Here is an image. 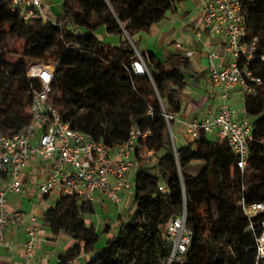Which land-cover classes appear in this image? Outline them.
<instances>
[{
    "label": "trees",
    "instance_id": "trees-1",
    "mask_svg": "<svg viewBox=\"0 0 264 264\" xmlns=\"http://www.w3.org/2000/svg\"><path fill=\"white\" fill-rule=\"evenodd\" d=\"M184 1L63 0L54 19L24 22L11 11V0H0V135L15 134L30 122L28 108L41 84L26 72L36 62L54 67L50 99L72 129L110 149L126 142L133 127L149 131L134 153L139 168L129 219L118 217L114 230L106 225L97 233L85 221L95 214L94 205L62 193L43 212L53 235L75 241L62 264L81 252L89 254L83 264H166L171 251L166 229L183 210L192 239L171 264H255L264 211L250 223L240 202L264 204V85L244 102L253 131L241 173L227 144L209 140L203 131L191 143L172 145L164 114L182 110L180 94L194 83L190 62L178 54L161 61L137 51L135 36L148 33ZM245 14L248 37L258 41L248 68L264 82V0L248 3ZM99 27L108 33L123 29L127 38L115 46L104 43L95 36ZM10 42L17 47L12 50ZM136 52L142 71L134 70ZM148 151L146 161L142 155ZM193 162L203 163L194 175L185 172Z\"/></svg>",
    "mask_w": 264,
    "mask_h": 264
},
{
    "label": "built area",
    "instance_id": "built-area-1",
    "mask_svg": "<svg viewBox=\"0 0 264 264\" xmlns=\"http://www.w3.org/2000/svg\"><path fill=\"white\" fill-rule=\"evenodd\" d=\"M252 1L254 0H208L204 4L203 27L210 34L225 38L224 49L231 59L228 65L219 68L214 64L217 54L208 53L209 80L219 91L221 104L212 117L192 120L186 127V134L190 135L192 141L199 138L201 131L216 132L217 138L225 142L236 156V168L241 173L247 164L248 146L253 131L244 102L247 97H257L264 85L248 68L255 58L258 46L256 38L248 37L245 6ZM10 9L18 13L24 22L50 20L43 11L42 0H11ZM176 47L180 48V45L177 44ZM136 53L138 62L134 64V70L142 71L145 65L139 53ZM191 54L186 52L185 56L190 57ZM50 68L41 62L28 66L27 77L37 79L41 84V89L34 93L28 108L30 122L15 134L0 135V180L5 181V186L0 187V248L4 245V232L8 225L23 227L27 237L22 245V264H39L33 260L37 241L34 228L36 220L34 216L22 211H9L7 195L22 192L21 175L30 158L38 156L52 163L45 181L33 194L36 203H42L46 196L58 190L60 194L74 195L84 203L94 204L97 198H101L118 206L121 193L132 191L133 176L139 168V161L134 153L140 149L139 142L149 135V131L133 127L126 142L110 149L89 135L72 129L50 99L54 71V68ZM237 90L243 103L244 116L240 119L233 118L229 105ZM164 118L174 145L170 122L175 119V114H164ZM151 155L152 152L148 151L142 158L147 161ZM158 190L166 191L163 186ZM240 205L250 223L258 212L264 211L262 203L245 205L241 201ZM166 235L171 245L166 264H171L178 256L187 252L191 243L192 233L186 227L185 210L169 221ZM256 244L255 264H264V223Z\"/></svg>",
    "mask_w": 264,
    "mask_h": 264
},
{
    "label": "crops",
    "instance_id": "crops-1",
    "mask_svg": "<svg viewBox=\"0 0 264 264\" xmlns=\"http://www.w3.org/2000/svg\"><path fill=\"white\" fill-rule=\"evenodd\" d=\"M208 0H186L177 3L172 12H168L158 23L150 27L148 33L138 34L135 39L139 40L137 51L139 53H153L161 61L169 54H178L183 57L186 52H191L190 57H186L191 66L193 84H189L181 92L182 110L175 114L171 134L174 145L184 146L186 141V127L192 120H201L204 117H212L218 111L221 104L219 91L214 88L209 80L208 53L215 52L217 58L214 60L215 66L221 68L230 63V56L224 49L225 38L210 34L204 29L203 6ZM47 6L52 10L53 5L50 0H42V6ZM63 0L57 1L55 6L58 10L45 14L54 19L62 9ZM94 24L97 22L94 18ZM198 32L200 35H198ZM95 36L98 40L111 45H119L127 38L123 29L119 31L107 32L103 27H99ZM179 44L180 48L176 45ZM233 111V118L240 119L243 114V103L239 98V91L233 94L229 101ZM215 141L217 140L216 132ZM50 160L42 159L38 156L30 158L28 165L23 169L21 180L23 183L22 192L19 194L10 193L7 195V209L9 211H22L35 218L34 228L37 234L33 260L39 264H62V258L66 252L75 244L69 236L65 234L53 235L49 227L42 221L43 212L51 207L59 197L58 190H54L46 196L42 203H36L33 194L36 188L42 184L51 170ZM197 173V172H196ZM195 173V174H196ZM136 174H134L135 176ZM194 175V174H193ZM133 176V180H134ZM5 186L4 179L0 180V187ZM132 192H122L121 201L130 199ZM94 216H85L86 223H94L97 233L103 231L106 225L114 230L117 222L110 224L109 218L98 220L96 215L99 202L94 204ZM114 204H112L113 206ZM108 210V209H106ZM26 233L21 226L10 224L4 232V245L0 248V264H22V245L26 240ZM89 259V254L81 252L80 255L70 264H83Z\"/></svg>",
    "mask_w": 264,
    "mask_h": 264
},
{
    "label": "rangeland",
    "instance_id": "rangeland-1",
    "mask_svg": "<svg viewBox=\"0 0 264 264\" xmlns=\"http://www.w3.org/2000/svg\"><path fill=\"white\" fill-rule=\"evenodd\" d=\"M57 1L60 0H50L51 4L53 5L52 10H50L47 6H43V11L44 13H49V15H54L52 14L53 12H56L57 7L55 6V3ZM53 17V16H51ZM10 48L13 50L14 47H17L18 43L16 42H10ZM51 67V69H53L54 67L52 65H49ZM2 135V134H1ZM207 137L209 140L211 141H215V134L212 132L207 133ZM186 141L188 143H191L192 139L190 137V135L186 136ZM144 155H142L143 157ZM203 167V163L202 162H193L191 163L189 166H187L185 168V172L188 174H195L196 172L200 171V169ZM96 202H99L101 205L99 206V209L96 212V215H98V220L103 221L102 219H105L106 217L111 219L110 220V224H113L115 222L118 221V217L121 218V220L126 221L127 219H129V217L132 215V213L134 212V204L132 202V199H124L122 200L118 206L111 204V202H109L106 199H101V198H97ZM108 209V210H106ZM94 216V215H92ZM95 217V216H94Z\"/></svg>",
    "mask_w": 264,
    "mask_h": 264
},
{
    "label": "bare ground",
    "instance_id": "bare-ground-1",
    "mask_svg": "<svg viewBox=\"0 0 264 264\" xmlns=\"http://www.w3.org/2000/svg\"><path fill=\"white\" fill-rule=\"evenodd\" d=\"M51 69V68H50Z\"/></svg>",
    "mask_w": 264,
    "mask_h": 264
}]
</instances>
